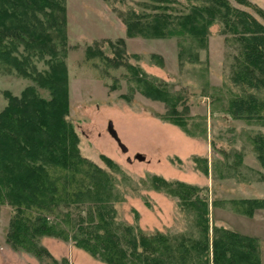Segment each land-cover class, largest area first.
Returning a JSON list of instances; mask_svg holds the SVG:
<instances>
[{"label":"trees","instance_id":"obj_1","mask_svg":"<svg viewBox=\"0 0 264 264\" xmlns=\"http://www.w3.org/2000/svg\"><path fill=\"white\" fill-rule=\"evenodd\" d=\"M234 2L250 6L249 0ZM259 14L264 19V11ZM118 16L127 36L176 37L178 57L191 62L198 61L199 49L206 48L209 27L219 23L225 41L235 47L229 81L239 87L230 95L227 111L235 119H264V99L249 91H264V23L249 11L228 0H134ZM65 22V0H0V72L15 71L36 84L19 95L5 91L7 101L0 110V204L13 209L7 244L38 259L51 258L37 241L51 235L69 239L106 264H262L255 237L210 225L208 200L198 185L149 175L153 188L176 196L191 212L194 232L145 233L115 221L112 203L119 197L115 178L81 155L78 135L67 118ZM96 44L87 47L88 57L102 53ZM109 46L113 56L105 59L124 63L137 89L166 105L160 118L187 132L178 110L181 96L166 82L126 64L122 38L109 41ZM34 59L43 60L46 69L36 70ZM161 63L159 58L156 64ZM38 88L47 90L48 97ZM101 158L116 169L112 160ZM192 160H201V171H207L206 157ZM238 203L242 213L250 215V206L262 205V200ZM74 205H86L88 212L73 217Z\"/></svg>","mask_w":264,"mask_h":264},{"label":"rangeland","instance_id":"obj_2","mask_svg":"<svg viewBox=\"0 0 264 264\" xmlns=\"http://www.w3.org/2000/svg\"><path fill=\"white\" fill-rule=\"evenodd\" d=\"M228 1L264 23L259 14L264 0H249L250 6ZM128 4L134 0H65L67 118L78 135L81 155L115 178L114 190L119 194L112 203L115 221L145 233L194 232L191 212L176 196L153 188L149 175L198 185L208 200L210 225L255 237L264 264V119H235L227 111L230 95L239 91L229 81L235 47L225 41L220 24L215 23L209 27L206 48L198 51V61L180 59L176 37L126 35L118 11ZM118 38L124 40L126 64L166 82L170 91L181 96L178 110L183 112L188 133L160 118L166 105L144 96L124 63L105 59L113 56L109 41ZM95 43L102 53L88 57L86 49ZM159 58L161 65L156 64ZM34 66L38 71L47 67L41 59H34ZM28 85L36 84L15 71L0 72V110L7 101L5 91L19 95ZM249 91L264 99L263 90ZM38 92L48 97L47 90L38 88ZM108 121L126 152L108 133ZM137 153L144 159H136ZM101 155L112 160L116 169L107 167ZM193 156L207 158L206 172L201 171V160L193 162ZM247 198L262 200V205L246 210L250 215L242 213L238 203ZM70 211L73 217L88 212L86 205H74ZM12 214L10 206L0 204V251L5 254L0 264H106L69 239L51 235L37 238L51 258L38 259L22 248H7L4 240Z\"/></svg>","mask_w":264,"mask_h":264},{"label":"water","instance_id":"obj_3","mask_svg":"<svg viewBox=\"0 0 264 264\" xmlns=\"http://www.w3.org/2000/svg\"><path fill=\"white\" fill-rule=\"evenodd\" d=\"M107 131L108 133L115 139V141L117 142L118 146L120 147V149L124 152L127 151V147L120 141V138L118 137V134L116 132V130L113 127V124L111 121H108L107 123ZM135 158L138 160H143L144 156L140 153L135 154ZM128 161H130L129 158H127Z\"/></svg>","mask_w":264,"mask_h":264},{"label":"crops","instance_id":"obj_4","mask_svg":"<svg viewBox=\"0 0 264 264\" xmlns=\"http://www.w3.org/2000/svg\"><path fill=\"white\" fill-rule=\"evenodd\" d=\"M4 241H5V240H4ZM3 243L5 244V242H3ZM6 245H7V244H6ZM6 247L8 248V247H10V246L7 245ZM3 256H5V254H4V250H1V251H0V258H2Z\"/></svg>","mask_w":264,"mask_h":264}]
</instances>
